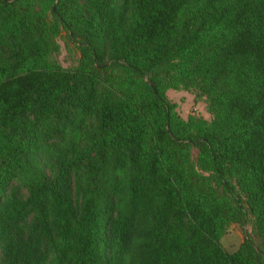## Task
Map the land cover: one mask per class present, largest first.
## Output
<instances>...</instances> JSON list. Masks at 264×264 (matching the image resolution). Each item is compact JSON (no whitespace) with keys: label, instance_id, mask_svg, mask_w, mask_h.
<instances>
[{"label":"trees","instance_id":"16d2710c","mask_svg":"<svg viewBox=\"0 0 264 264\" xmlns=\"http://www.w3.org/2000/svg\"><path fill=\"white\" fill-rule=\"evenodd\" d=\"M0 264H264V0H0Z\"/></svg>","mask_w":264,"mask_h":264},{"label":"rangeland","instance_id":"374dc122","mask_svg":"<svg viewBox=\"0 0 264 264\" xmlns=\"http://www.w3.org/2000/svg\"><path fill=\"white\" fill-rule=\"evenodd\" d=\"M55 42L58 46V52L55 54L57 61L62 67L72 66L78 57L75 46L68 39L67 34L63 31L55 37ZM166 97L175 103V111L182 119L188 115H196L205 120L209 119V114L206 110V103L203 98L197 99L193 93L185 90H166ZM245 225L230 223L222 233L219 244L227 251H233L243 239Z\"/></svg>","mask_w":264,"mask_h":264}]
</instances>
